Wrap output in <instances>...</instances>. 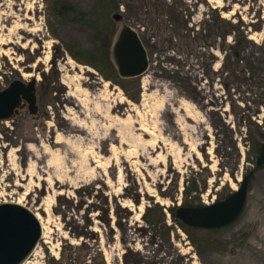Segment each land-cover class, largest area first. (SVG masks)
<instances>
[{"label":"rangeland","instance_id":"1","mask_svg":"<svg viewBox=\"0 0 264 264\" xmlns=\"http://www.w3.org/2000/svg\"><path fill=\"white\" fill-rule=\"evenodd\" d=\"M124 25L150 56L132 79L112 58ZM33 78L39 114L0 121V204L51 233L29 264H264V0H0V91ZM252 171L232 224L175 222L188 181L198 207Z\"/></svg>","mask_w":264,"mask_h":264},{"label":"water","instance_id":"2","mask_svg":"<svg viewBox=\"0 0 264 264\" xmlns=\"http://www.w3.org/2000/svg\"><path fill=\"white\" fill-rule=\"evenodd\" d=\"M116 22L123 19L114 15ZM112 58L119 76L132 79L144 75L150 67V56L139 32L122 26L114 39ZM28 108L30 115L39 114L37 79L29 82L13 81L0 91V121H10ZM264 166V142L261 145L257 167ZM254 171L245 175L238 190L226 199L204 206H178L176 218L185 226L200 229H220L235 222L248 201ZM42 225L36 214L18 203L0 204V264H24L42 239Z\"/></svg>","mask_w":264,"mask_h":264},{"label":"bare ground","instance_id":"3","mask_svg":"<svg viewBox=\"0 0 264 264\" xmlns=\"http://www.w3.org/2000/svg\"><path fill=\"white\" fill-rule=\"evenodd\" d=\"M10 43H12V42H10ZM65 84V83H64ZM70 97L71 98H67L66 100H65V102L69 105H73L74 107H75V109H78L79 108V110H80V107H78L75 103H74V101L72 100V97L74 98V97H76V96H74V95H70ZM79 101V100H78ZM77 106V107H76ZM119 110H121V108H118ZM118 109H114L115 111H117V112H120ZM66 130H67V132L68 133H70V134H77V135H84L85 134V131H86V127H84V126H82L81 124H75V125H73V127H70V126H67V128H66ZM144 130V129H143ZM145 131V130H144ZM62 137L63 136H61V135H59V137L57 138V140H55L54 142H51V149H53V148H55V146H58V145H60L62 142H63V140H62ZM49 167H51V168H53L54 167V165L52 164V165H48ZM55 178V181H57V182H61L60 181V179H58V177H56V176H53L52 175V179H54ZM23 181H25V179H23ZM45 181H46V179H45ZM48 181V180H47ZM49 181H51L50 179H49ZM51 184H54V186H55V184H56V182L54 183H52V181H51ZM238 190V188L237 187H235L234 188V191H237ZM18 204H20L21 205V203L20 202H18ZM36 214V216L38 217V219L40 220V222H41V225H42V231H43V239H45V242L47 243V244H50V238H49V234H51L50 232H46V229H45V227L43 226V224H42V221H41V216H40V214H38V213H35ZM47 233V234H46ZM38 250H39V247H37L36 249H35V251H34V254H33V256L34 255H38ZM29 263H31L30 262V260H28L25 264H29Z\"/></svg>","mask_w":264,"mask_h":264},{"label":"trees","instance_id":"4","mask_svg":"<svg viewBox=\"0 0 264 264\" xmlns=\"http://www.w3.org/2000/svg\"><path fill=\"white\" fill-rule=\"evenodd\" d=\"M74 12V10H72V13ZM223 18L221 19H219V17L216 19V22H218L219 23V21L221 22V23H223ZM204 30V33H203V35H204V37H207L208 36V30H207V28H204L203 29ZM231 32H233V31H230V32H228V33H226L225 35H220V37L221 38H223L224 40H226V39H228V36L231 34ZM198 35H199V33H198ZM219 35V34H218ZM236 36V43H235V45L236 46H239V48H241V46L244 44L243 42H242V40H244V39H241V38H243L244 37V34H239V36L237 37V35H235ZM240 36H241V38H240ZM241 39V40H240ZM235 45L234 46H232V48L234 49L233 50V52H234V56H235V58H239L240 57V54H241V50H239L238 48H237V50L235 49ZM263 134V133H262ZM263 137H264V134H263ZM262 145V143H260V146ZM260 149H261V147L259 148V154H260ZM188 183V185H187V187L185 188V190H184V194H185V198H184V200H185V206H192L189 202H188V198L191 196V194H193L194 192H199L198 191V187L196 186V185H194V186H190V182L188 181L187 182ZM201 206H203V205H201ZM173 218H174V220H175V222L180 226V228H182V230H184V232H186L187 234H190V231L191 230H193L194 228H192V227H188V226H185L180 220H178L177 218H176V214L174 213L173 214Z\"/></svg>","mask_w":264,"mask_h":264}]
</instances>
